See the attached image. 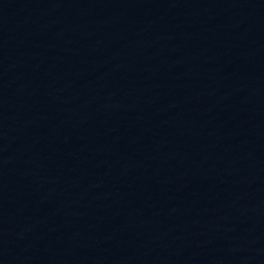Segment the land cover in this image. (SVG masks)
Instances as JSON below:
<instances>
[{"label":"water","instance_id":"water-1","mask_svg":"<svg viewBox=\"0 0 264 264\" xmlns=\"http://www.w3.org/2000/svg\"><path fill=\"white\" fill-rule=\"evenodd\" d=\"M0 190L72 264H264V0H0Z\"/></svg>","mask_w":264,"mask_h":264}]
</instances>
